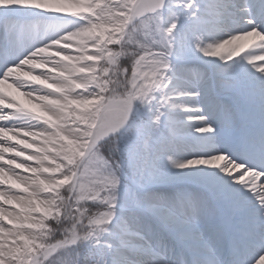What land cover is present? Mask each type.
<instances>
[{
    "label": "snow or ice",
    "instance_id": "obj_1",
    "mask_svg": "<svg viewBox=\"0 0 264 264\" xmlns=\"http://www.w3.org/2000/svg\"><path fill=\"white\" fill-rule=\"evenodd\" d=\"M0 264H264V0H0Z\"/></svg>",
    "mask_w": 264,
    "mask_h": 264
},
{
    "label": "bare ground",
    "instance_id": "obj_2",
    "mask_svg": "<svg viewBox=\"0 0 264 264\" xmlns=\"http://www.w3.org/2000/svg\"><path fill=\"white\" fill-rule=\"evenodd\" d=\"M251 47V45H249ZM12 95L17 96L18 99L24 100V97L15 90H11ZM201 166H197L194 171H199ZM205 170L206 166H205ZM131 173V172H130ZM152 192L163 195L169 200H174L181 193H188L194 196H203L204 194L200 191L199 185L195 182L187 179H176L166 183L158 184L153 186ZM153 220L155 218H152Z\"/></svg>",
    "mask_w": 264,
    "mask_h": 264
},
{
    "label": "rangeland",
    "instance_id": "obj_3",
    "mask_svg": "<svg viewBox=\"0 0 264 264\" xmlns=\"http://www.w3.org/2000/svg\"><path fill=\"white\" fill-rule=\"evenodd\" d=\"M20 94V93H19ZM131 169L130 168H125V173H126V179H125V183H128L129 182V179L128 178H130L131 177ZM158 186V185H157Z\"/></svg>",
    "mask_w": 264,
    "mask_h": 264
}]
</instances>
